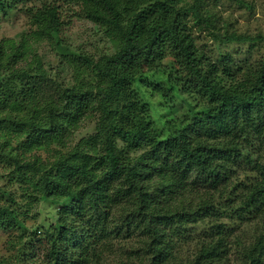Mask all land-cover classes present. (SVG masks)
Listing matches in <instances>:
<instances>
[{"label":"trees","instance_id":"1","mask_svg":"<svg viewBox=\"0 0 264 264\" xmlns=\"http://www.w3.org/2000/svg\"><path fill=\"white\" fill-rule=\"evenodd\" d=\"M34 1L0 0V13L24 10L38 31L58 42L65 7ZM203 1L75 0V15L110 36L114 52L95 61L60 48L73 65V82H53L42 104L34 101L19 114L13 112L24 108L32 87L0 80L3 135H27L35 147H67L66 129L85 117L96 122L93 135L49 168L0 150L18 180L42 172L32 185L58 202L55 222L32 231L40 237L26 247L15 199L5 190L9 198L2 202L0 194V231L13 234L14 250L0 264H117L120 255L113 262L105 254L120 251L126 259L118 264H264V55L250 75L238 78L241 69L233 73L227 54L211 60L199 50L184 21L189 13L213 41L254 39L229 31ZM4 53L0 44L1 70L11 68L2 65ZM166 56L181 70L176 84L196 92L202 109L169 126L171 136L161 141L130 86ZM134 232L136 247L111 249L113 238Z\"/></svg>","mask_w":264,"mask_h":264},{"label":"rangeland","instance_id":"2","mask_svg":"<svg viewBox=\"0 0 264 264\" xmlns=\"http://www.w3.org/2000/svg\"><path fill=\"white\" fill-rule=\"evenodd\" d=\"M52 1L63 5L66 9L64 12L67 13L65 14L67 24L63 27L58 42L54 40V37L38 31L39 28L31 22L26 11L13 7L6 15L0 13V44L5 48L4 55H6L2 57L1 62L5 66L11 65V68L0 69V80L10 78L14 80L18 88L32 87V93L30 98L26 99L24 108L16 109L14 114L25 112L26 106L34 101L42 104L44 100L42 98L50 93L53 82L60 83L62 86L73 82V65L67 62L68 55L65 57V53L60 48L70 54L86 55L95 61L115 50V44L110 36L106 35L98 25L75 15L73 12L76 8L75 0H35L33 4L39 7L41 2L51 3ZM244 1L247 5L236 0H204L203 2L205 7L210 8V12L219 17L221 24L223 21L229 24V31L251 36L254 38L252 41L228 44L216 42L211 39L210 31L205 23L195 20L192 13H189L184 20L197 48L211 60H217L220 53L227 54L232 62L229 63L233 73H236V69H241L236 76L238 78L250 75L257 61L264 55V0ZM68 3L73 7H69ZM22 42H24L23 45ZM17 48L21 51V55L16 58L11 53L18 50ZM181 75V70H178L174 59L166 56L146 66L130 86L140 100L153 131L161 141L171 136L169 126L191 119L202 109L199 102L200 96L196 92L188 91L187 85L182 87L176 84ZM18 77L22 79L19 81ZM83 77L96 82L92 73H84ZM95 124L94 117H85L79 121L78 126L66 129L63 136L66 139L65 142L67 141V147H60L59 143L35 147L28 143L27 135H16L13 132L3 135L0 132V150L8 149L11 154L26 160L38 158L42 166L49 168L60 155L66 154L72 145L93 135L96 132ZM130 154L138 155L139 152L131 151ZM7 162L0 156V194L4 198L1 201L5 202L9 198L7 194H4L6 191L14 197L15 201L12 205L27 227V238L24 239V243L26 247H29L35 239L40 237L38 234L33 235L34 233L55 222L58 202L53 199H44L43 192L32 185L40 179L42 172H38L32 179V175L28 173L27 179L20 181L14 172V165ZM194 188L197 187H192ZM34 230L37 231L33 233ZM138 234L134 232V234L130 233L132 237L113 238L111 249L117 250L120 244L125 247L124 250L136 247L135 239ZM12 235V233L0 231V258H7L14 251L9 246ZM187 246H184V250ZM34 247L31 249L32 252H35ZM120 252L112 253V256L105 255L111 260L120 255L119 259L123 261L126 256Z\"/></svg>","mask_w":264,"mask_h":264}]
</instances>
